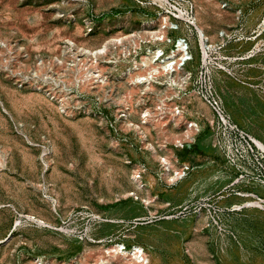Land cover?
Wrapping results in <instances>:
<instances>
[{
    "label": "rangeland",
    "instance_id": "obj_1",
    "mask_svg": "<svg viewBox=\"0 0 264 264\" xmlns=\"http://www.w3.org/2000/svg\"><path fill=\"white\" fill-rule=\"evenodd\" d=\"M90 1L97 11L117 16L100 19V32L84 38L81 25H67L56 16L57 0H0V38L16 41L31 55L48 54L65 37L97 46L133 29L142 16L133 0ZM196 3L200 25L213 41L220 29L248 33L264 16V0L240 1L241 21L235 11H223L218 0ZM252 46L235 42L224 53L242 56ZM231 65L233 73L217 76V89L231 116L264 145V51ZM126 153L106 127L88 117L62 115L42 94L19 88L13 76L0 73V264H95L117 243L143 245L152 255L148 264H264L263 210L231 213L225 218L228 232L194 215L153 217L164 215L166 201L178 205L216 194L231 182L209 130L183 153L193 170L170 189L154 184L156 160ZM141 161L151 168L144 176L147 188L133 180ZM203 175L213 177L197 181ZM246 188L264 195V186ZM135 218L142 222L132 224Z\"/></svg>",
    "mask_w": 264,
    "mask_h": 264
},
{
    "label": "built area",
    "instance_id": "obj_2",
    "mask_svg": "<svg viewBox=\"0 0 264 264\" xmlns=\"http://www.w3.org/2000/svg\"><path fill=\"white\" fill-rule=\"evenodd\" d=\"M133 1L142 13L136 27L97 46L65 37L56 52L31 55L16 41L0 38V73L13 76L19 88L42 94L62 115L88 117L106 127L113 143L127 150L126 156L134 152L156 160L154 184L164 189L190 175L194 166L183 153L209 130L214 148L232 173L231 182L216 194L178 205L166 201L164 215L153 217L194 215L228 232L225 218L231 213L247 208L264 211V195L246 188L264 186V145L231 116L216 81L220 73H233L232 62L264 51V16L248 33L242 28L220 29L219 40L213 41L200 25L196 0ZM218 1L223 11L233 10L238 21L243 19L242 0ZM53 6L67 25H81L84 38L100 32V19L117 16L97 11L90 0H57ZM235 42L253 46L242 56L225 54ZM199 100L211 115L200 111ZM149 171L146 161L136 164L139 187H148L144 176ZM233 197L241 200L232 201ZM222 200L228 201L225 206ZM135 250L139 259L127 264H148L146 249Z\"/></svg>",
    "mask_w": 264,
    "mask_h": 264
},
{
    "label": "bare ground",
    "instance_id": "obj_3",
    "mask_svg": "<svg viewBox=\"0 0 264 264\" xmlns=\"http://www.w3.org/2000/svg\"><path fill=\"white\" fill-rule=\"evenodd\" d=\"M201 177H200L201 180L198 178L197 181H202V180L203 181H208V180H211L213 175H203ZM133 180L136 182L135 175H133ZM189 184L190 183L188 181L187 185H189ZM152 200H153L152 198L151 199H145L144 202H145L146 205H149V203ZM102 221H104V220H102V219L98 220V222H102ZM122 221H123V219H113V223L114 224L115 223H120ZM109 229H110V227L108 228V231H109ZM124 245H125V243H117V244H114V245L108 247L106 249V251H104V253L99 256V258L97 260L98 263H95V264H121L124 259H125V264H127L128 262H130L132 260L139 259V256L137 255L135 249L138 248L139 250H141V248H145L143 245L135 243V244H132V245H135L134 250L133 249L132 250H128V249L125 248ZM151 256L148 253V257H149V261L148 262L151 261Z\"/></svg>",
    "mask_w": 264,
    "mask_h": 264
},
{
    "label": "crops",
    "instance_id": "obj_4",
    "mask_svg": "<svg viewBox=\"0 0 264 264\" xmlns=\"http://www.w3.org/2000/svg\"><path fill=\"white\" fill-rule=\"evenodd\" d=\"M197 105L201 112H203L206 115H210V109L207 107L206 104H204L202 101H197Z\"/></svg>",
    "mask_w": 264,
    "mask_h": 264
}]
</instances>
